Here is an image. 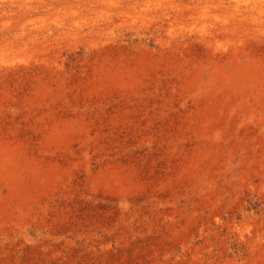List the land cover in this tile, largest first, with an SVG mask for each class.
Masks as SVG:
<instances>
[{"label": "rangeland", "instance_id": "1", "mask_svg": "<svg viewBox=\"0 0 264 264\" xmlns=\"http://www.w3.org/2000/svg\"><path fill=\"white\" fill-rule=\"evenodd\" d=\"M0 264H264V0H0Z\"/></svg>", "mask_w": 264, "mask_h": 264}]
</instances>
